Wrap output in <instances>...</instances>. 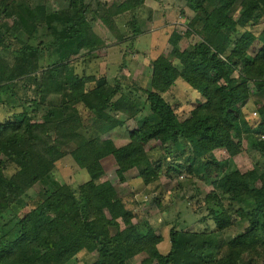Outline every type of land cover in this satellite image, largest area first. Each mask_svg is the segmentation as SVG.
I'll use <instances>...</instances> for the list:
<instances>
[{
	"label": "trees",
	"instance_id": "16d2710c",
	"mask_svg": "<svg viewBox=\"0 0 264 264\" xmlns=\"http://www.w3.org/2000/svg\"><path fill=\"white\" fill-rule=\"evenodd\" d=\"M188 1L194 11L204 13V17L198 15L192 20H202L201 28H191L201 41L182 51L175 50L172 61L163 55L152 60L149 81L140 87L133 86L143 94L145 104L140 105L120 92L118 86L106 87L104 78L72 75L68 78L72 90L67 94L66 108L70 103L74 107L82 103L102 120V134L125 126L127 142L112 154L120 180L129 169H135L146 186L158 177V169L144 149L147 139L160 138L163 143L171 142L178 147L188 144L191 150V156L186 157L188 174L211 178V185L225 195L228 202L225 209L212 215L216 230L171 228L169 249L161 253L158 245L163 241L162 236L151 228L144 234L139 233L133 222V211L126 208L114 185L107 179H89L76 190L64 184L45 191V198L19 218L18 234L9 241H0V264H70L82 250L97 253V258L88 264H129L132 257L140 254H144L141 264H245L247 259L264 256V171L252 168L245 172L238 169L224 172L222 162L213 154L216 148H223L230 155L238 154L239 142L243 136L250 135L251 127L235 109L250 96V84L257 95L264 97V28L257 36L249 29H239L258 21L264 15V5L259 0ZM236 1L243 10L234 20L227 12ZM133 3L135 1L127 0L123 5L106 8L107 17L103 21L110 30H116L110 16L129 11ZM206 4L211 5L210 11L205 8ZM69 5V11L56 14L64 24L59 34L63 38H58V42L77 39L79 47L72 50L75 53L84 46L89 51L96 50L103 39L92 30L79 1L72 0ZM33 8L41 9V13L34 12ZM22 14L33 22H41L44 7L41 4L31 8L24 6ZM19 19L22 20L21 16ZM133 32L138 34L137 27ZM27 63L24 54L12 67L0 61V91L3 86L8 88V82L21 73L28 74L34 69ZM171 69L177 70L178 77L197 91L202 100L191 109L187 127L181 124L174 107L163 97L174 82L168 80ZM4 70H7L5 75ZM50 74L56 76L57 71L53 69ZM53 76H50L53 84L40 86L39 91L60 93L61 80L67 78ZM90 81H95V86L86 90L85 83ZM15 106L11 103V107ZM146 108L156 121L142 115ZM109 110L127 119L140 115L141 118L134 126L127 127L123 118L110 115ZM259 118L262 137L252 146L264 156V110L259 112ZM49 125L48 122H32L26 111L0 124V171L5 163L14 165L9 176L0 177V217L43 178L53 167V161L59 158L58 146L52 145L50 153L46 149ZM63 125V131L69 130L73 136L70 140L77 138L68 119ZM76 144L74 155L79 167H85L94 157L100 160L85 138L77 140ZM217 173L220 176L213 178ZM233 215L247 219L248 228L224 241L220 233L231 224Z\"/></svg>",
	"mask_w": 264,
	"mask_h": 264
},
{
	"label": "rangeland",
	"instance_id": "374dc122",
	"mask_svg": "<svg viewBox=\"0 0 264 264\" xmlns=\"http://www.w3.org/2000/svg\"><path fill=\"white\" fill-rule=\"evenodd\" d=\"M70 1L72 0H0V61L12 67L17 63L18 57L24 54L29 68L34 67L28 74L21 73L8 82V88H1L3 101L0 102V124L12 120L15 114L26 111L32 122L50 123L47 127L49 131L46 139L49 142L46 149L50 153L51 146L56 145L60 153L57 154L59 158L53 161L51 170L0 217V241H9L18 234L19 218L45 198V191L55 190L64 184L76 190L78 185L89 179H107L114 185L126 208L133 211V222L139 233L144 234L151 228L162 238L164 236V243L160 242L158 247L161 253H166L169 249L171 228L214 232L216 226L212 215L225 209L228 202L225 195L211 185V178L188 174L186 157L191 156L188 144L178 147L171 142L163 143L160 138L147 139L144 149L150 160L154 161L158 177L146 186L137 177V171L129 169L120 180L115 172L117 165L112 154L127 142L125 126L102 134V120L90 113L82 103L78 102L76 107L70 103L66 108L69 100L67 94L72 90L68 78L72 75L78 78L92 75L104 78L106 87L118 86L121 88L120 92L128 94L140 105L145 104L143 94L133 86L140 87L149 81L151 62L158 56L163 55L172 61L175 50L182 51L201 41L198 35L191 32V28H201L202 20H192L198 15L202 17L204 13L194 11L188 0H142L141 3L133 0L135 3L130 5L129 11L110 16L109 20L115 23L116 30L113 31L103 21L107 17L106 8L123 5L127 0H78L92 30L104 42L94 51H89L84 46L75 53L72 50L79 47L77 39L58 42V38H63L59 34L64 24L56 14L69 11ZM259 1L264 5V0ZM39 4L44 7V19L41 22H33L26 14H22L24 6L31 8ZM205 8L207 11L212 9L210 4H206ZM33 9L34 12L41 13V9ZM242 10L240 3L236 1L227 14L237 20ZM20 16L22 20L19 19ZM132 20L134 25L131 24ZM134 27H137V35H134ZM263 28L264 15H261L253 25L239 29H249L257 36ZM53 69L57 71L56 76L50 74ZM6 71L2 73L5 75ZM57 75L67 78L61 80L60 93L39 91L38 87L53 84L50 76ZM168 80L174 82L163 93V97L174 107L181 124L187 127L190 124L188 121L191 109L202 101L200 95L178 77L175 69L170 70ZM94 84L95 81L85 83L86 90H90ZM257 94L253 84H250V96L235 106L251 127L250 135L243 136L239 142L240 152L230 155L223 148L213 150L214 156L222 162L224 172L234 169L245 172L252 168L264 171V156L252 146L262 137L259 112L264 110V97ZM9 101L16 106L11 107ZM109 114L123 118L127 127L134 126L137 119L141 118L140 115L136 119H127L112 110H109ZM142 115L156 121L148 108L143 110ZM65 119L71 123L70 127L77 138L70 140L73 136L69 130L63 131ZM81 138L90 142L96 155L100 156V160L94 157L85 167H79L74 155L76 141ZM64 139L68 140L63 143ZM234 140H237L235 136ZM179 165L182 167L178 168ZM4 166L0 177L9 176L14 168L10 163H5ZM219 176L217 173L213 178ZM247 228V219L233 215L231 224L220 235L227 241ZM113 231L111 229V233ZM96 258V252L82 250L70 264H88ZM142 258L144 254L136 255L128 263L141 264ZM245 264H264V256L247 259Z\"/></svg>",
	"mask_w": 264,
	"mask_h": 264
},
{
	"label": "crops",
	"instance_id": "0c3cea01",
	"mask_svg": "<svg viewBox=\"0 0 264 264\" xmlns=\"http://www.w3.org/2000/svg\"><path fill=\"white\" fill-rule=\"evenodd\" d=\"M163 240H164V236H163ZM163 242V241H162ZM164 243V242H163ZM160 245V244H159ZM159 245H158V247H159Z\"/></svg>",
	"mask_w": 264,
	"mask_h": 264
}]
</instances>
